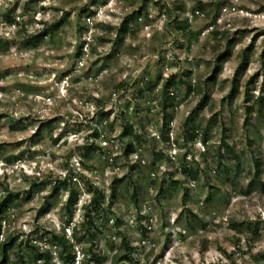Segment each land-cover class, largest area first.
<instances>
[{"label": "rangeland", "instance_id": "obj_1", "mask_svg": "<svg viewBox=\"0 0 264 264\" xmlns=\"http://www.w3.org/2000/svg\"><path fill=\"white\" fill-rule=\"evenodd\" d=\"M177 6L183 8L182 13H178ZM237 12L249 15L237 16ZM6 16L15 23L8 22ZM133 18L134 25L129 23ZM176 18L187 19L190 28L178 30ZM56 22L63 24L55 33L40 43L32 42L31 37L39 30ZM125 23L129 31L119 39L118 32ZM216 37L225 41L221 52L228 48L229 41L234 42L232 56L224 62L227 65L233 56L239 61L232 81L246 51L252 48L244 73L243 105L245 111L247 106H254L258 115H264V104L256 103L264 96V5L248 7L237 5L235 0H24L22 5L21 0H0V201L9 194L16 198L0 215L1 234L8 233L0 248V264H5V245L8 264H25L21 254L25 249L31 264H54L57 258L65 264L59 256L57 238L69 241V236L75 241L72 251L76 261L72 264L78 259L80 264H98L92 251L95 245L87 246L91 238L95 239V209L89 201L96 195L102 199L104 193L88 175L95 172V166L86 162L107 153L99 142L107 141L106 132L116 131V119L124 117L134 102L139 112L142 102L156 98L161 83L163 89L168 83L169 88L178 89L198 79L197 70L203 60L200 54L215 50L212 41ZM237 45L243 46L239 52ZM169 69L172 71L165 77ZM163 96L167 107L168 92ZM240 98V91L235 93L231 87L220 95V104L231 107ZM213 103V93L205 91L192 111ZM218 116L219 112L211 120ZM38 129H42L40 136L35 135ZM58 129H62L59 135H53ZM124 152L127 155V148ZM111 183L114 185L116 180ZM71 193L77 195L73 215L67 208ZM87 212L90 218H86ZM80 213L83 235L72 227ZM251 215L258 216L252 205L243 219L229 214L227 228L258 235L264 221L251 220ZM76 235L82 239L80 242ZM215 235L209 233L210 237ZM224 239L239 243L238 237ZM172 243L169 238L156 261H171L166 253ZM201 243L199 250L185 252L189 264H222L218 253L228 260L235 256L223 247H208V241ZM10 244L19 251L14 253ZM42 245L47 247L42 250ZM80 245L85 247L81 249ZM53 249L58 250L55 256ZM47 251L51 261L36 259L37 254ZM203 254L206 259H201ZM121 257L130 259L127 255ZM256 259L260 262L264 255L253 257L254 264Z\"/></svg>", "mask_w": 264, "mask_h": 264}, {"label": "clouds", "instance_id": "obj_2", "mask_svg": "<svg viewBox=\"0 0 264 264\" xmlns=\"http://www.w3.org/2000/svg\"><path fill=\"white\" fill-rule=\"evenodd\" d=\"M23 2L21 0L22 5ZM235 2L248 7L264 5V0ZM236 15L248 16L249 13L237 12ZM129 23L134 25V18ZM212 44L216 45L215 50L200 54L203 60L197 70L199 76L191 81L196 91L189 95L186 85L169 88L168 106L165 107L161 83L156 88V98L142 102L139 112L134 102L124 117L116 119L113 115L116 131L106 132L107 141L99 142L107 153L86 162L95 166V172L88 175L104 193L100 207L92 206L95 209V227L92 229L95 239L87 245H95L92 251L98 264H116L118 260L119 264H136V261L153 264L169 238L173 243L166 255L172 259L170 262L156 261V264H189L185 252H191L193 248L199 250L202 241H208V247H223L229 254L235 252L232 260L218 253L222 264H232V261L254 264L253 257L264 255V223L260 225L258 235L239 234L228 229L226 223L229 214L243 219L249 205L258 213V216L251 215V220L264 221V207L261 206L264 205V115L253 112L248 118L243 105L247 79L243 70L238 78L240 100L231 107L227 103L221 106L220 95L231 89L239 61L233 56L226 65L224 62L228 57H223L221 68L226 70L217 69L218 82L214 83V77V81L205 84L216 67L215 57L224 50L225 41L213 40ZM241 47L236 46L237 52ZM193 55L197 56L196 53ZM170 71L172 69L165 72V77ZM205 91L213 93L214 103L201 105L193 113ZM217 112L219 116L212 121L211 117ZM125 127L130 128V134L120 136ZM60 131L62 129L53 135H59ZM77 170L84 171L82 168ZM113 180H116L114 185ZM241 192L251 195L242 197ZM117 219L120 224L116 223ZM82 223L83 213H80V219L74 221L72 227L80 229L81 235L84 234ZM209 233L216 235L210 237ZM225 236L238 237L239 243L235 239L229 243ZM7 237L8 233L0 234V248ZM68 239L75 245L71 236ZM46 247L41 246L42 250ZM9 248L14 253L19 251L11 244ZM57 251L53 249L54 256ZM21 254L25 264H31L28 249ZM125 255L130 259L120 260ZM201 259H206V254ZM54 264L61 262L57 258ZM77 264H80L79 259ZM259 264H264V259Z\"/></svg>", "mask_w": 264, "mask_h": 264}, {"label": "trees", "instance_id": "obj_3", "mask_svg": "<svg viewBox=\"0 0 264 264\" xmlns=\"http://www.w3.org/2000/svg\"><path fill=\"white\" fill-rule=\"evenodd\" d=\"M176 10H178V13H182L183 11V8L180 7V6H177L175 7ZM6 19L8 22L10 23H15L14 20L11 18V16H6ZM176 23H177V29L178 30H181V31H187L189 28H190V24H189V21L187 19H182L179 21L178 18L175 19ZM63 22H56L52 25H45L43 29L39 30L38 33L34 36L31 37L32 39V42H35V43H40L42 42L44 39H46L47 37H49L51 34L55 33L61 26H62ZM129 31V26L127 23H125L119 30V39L120 38H123L124 36L127 35ZM217 36V34H216ZM217 41H219L217 39V37L215 38ZM234 45V42L231 40L228 42V48L224 51V52H220L219 55L217 56V59H216V67L213 68V72H212V75L210 77H208L205 81V84L208 83V81H214V77L216 78V80L214 81L217 82L218 80V76H217V69H220L222 70L221 68V59L225 56L228 57V59L231 58L232 56V47ZM252 48H249L246 53H245V56L243 57V60L241 61V63L239 64L236 72H235V75H234V79L232 81V89H233V92L235 93H238L239 92V85H238V78L241 76V71L243 70V72L245 73L249 64H250V52H251ZM226 61V60H225ZM174 79V78H173ZM254 81V79H253ZM253 81L251 83H253ZM250 84V83H248ZM247 84V87L249 86ZM187 87H188V91L189 92H193V91H196V88L192 85L191 82L187 83ZM170 87V84H166L164 86V89H163V93L166 94L168 92V89ZM248 89V88H247ZM247 95H246V102L249 103L250 102V98H249V90H247ZM207 99L208 97L205 96L204 97V103H207ZM256 103L260 106H262L264 104V96L260 97L257 99ZM205 105V104H204ZM255 107L254 106H247L246 108V113L248 114V118L250 119L251 118V114L253 112H255ZM247 122V121H246ZM41 131L42 129H38V131L35 133L36 136H40L41 135ZM130 134V128L129 127H125L124 130H123V136H126ZM96 136H98V134H96ZM100 199H101V196L100 195H96L94 197V199L91 201V206L95 205L96 208H99L100 207ZM15 200L16 198L12 195V194H9L6 198H4L2 201H0V215L3 214L4 210L5 209H8L9 206L13 203H15ZM77 204V195L75 193H71L70 196H69V199H68V202H67V208L68 210L70 211V214L73 215V206H75ZM85 209L87 210L88 209V206H85ZM86 218H90V215L89 213L87 212L86 213ZM1 231H2V224H1V220H0V234H1ZM90 234V233H89ZM77 242H80L82 239H80L77 235L75 236ZM58 240V243L61 247V251L59 252V256L61 257V259L63 260V262L65 264H72L76 261V256L73 255V252L72 249H73V244H71L68 240H66L65 237H58L57 238ZM91 240H93V238H91ZM37 249V248H36ZM39 250V249H38ZM8 248L7 246L5 245V249L3 251V255H4V258L2 260V263H5L6 261L8 262L9 261V256H8ZM37 260H43V259H46V262H49L51 261V255L50 253L47 251L46 253H41V254H37L36 256ZM94 259V258H93ZM126 258H122L120 257V260H125ZM256 264H259V260L256 259ZM116 264H119V260L116 262ZM235 264V263H233Z\"/></svg>", "mask_w": 264, "mask_h": 264}]
</instances>
